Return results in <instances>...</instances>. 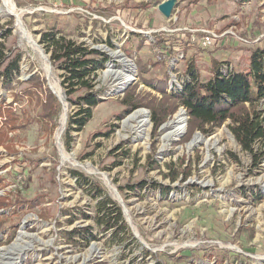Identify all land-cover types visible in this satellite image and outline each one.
Wrapping results in <instances>:
<instances>
[{
	"label": "rangeland",
	"instance_id": "1",
	"mask_svg": "<svg viewBox=\"0 0 264 264\" xmlns=\"http://www.w3.org/2000/svg\"><path fill=\"white\" fill-rule=\"evenodd\" d=\"M163 1L11 0L18 18L0 0V41L8 59L21 53V71L11 86L0 80V106L14 102L33 75L45 78L51 90L60 87L65 101L58 97L52 133L42 128L40 107L31 98L20 96L14 104L29 117L12 133L17 151L0 146V194L13 203L26 200L0 209V264H264V147L255 144L256 156L244 150L230 121L211 134L196 130L186 140L189 116L183 107L154 136L149 108L129 110L122 101L136 82L139 91L161 96L139 79L140 63L148 65L145 77L167 78L174 92L190 80L192 64L201 81L213 76L214 59L223 74L247 71L253 49L264 48V0H176L170 17L159 9ZM196 28L220 37L204 47L203 34L189 30ZM48 30L108 57L92 82L98 104L81 130H70L69 147V119L79 101L67 98L63 70L41 42ZM159 38L169 39L174 52L157 63L152 44ZM112 73L134 79L118 84ZM63 103L68 118L59 142ZM258 110L264 117V98ZM179 112L185 121L176 133ZM141 120L147 122L142 127ZM97 185L121 207L127 230L114 234L104 228L98 203L105 195H98ZM43 210L46 219L39 216ZM83 226L91 227L90 242L73 243L79 237L68 232Z\"/></svg>",
	"mask_w": 264,
	"mask_h": 264
},
{
	"label": "trees",
	"instance_id": "2",
	"mask_svg": "<svg viewBox=\"0 0 264 264\" xmlns=\"http://www.w3.org/2000/svg\"><path fill=\"white\" fill-rule=\"evenodd\" d=\"M10 33L9 28L3 34L7 37ZM179 40L182 44L186 41ZM191 40L190 38L186 42L189 43ZM41 42L50 54L51 61L63 70L62 84L65 86L67 98L71 101L74 99L79 101L78 109L69 119L70 125L67 130L69 139L66 142L69 147L70 130H81L87 120L92 117V108L98 104L92 82L98 76L99 69L103 67L108 57L106 53L90 48L85 43L77 42L55 30L43 31ZM5 48L4 41H0V80L2 79L4 86H11L12 81L21 71V53H16L11 59H8ZM152 48L159 52L157 63L165 58H170L174 52V47L169 39H155ZM193 68L195 66L190 65L192 70L190 80L183 82L182 90L174 92L168 90L169 81L167 78L155 82L153 79L145 77L144 72L149 70L148 65L140 63L138 65L139 79L156 88L161 96L139 91L138 82H136L128 85L122 101L129 110L141 106L149 108L154 136L157 135L159 127L173 117L180 107H183L189 116L186 140L196 130L204 134H211L216 128L222 127L230 121L228 127L237 142L244 150L256 156L255 144L259 142L260 148L264 147V117L258 110L259 101L264 98V48L253 49L247 71L225 75L221 72L220 61L214 59L213 76L208 81H201ZM29 83L19 94L15 95L14 102L0 106V146H3L8 153L17 151L12 133L23 128L29 117L27 112L19 113L14 107L20 96L27 97L28 101L31 98V102L34 101L35 105L40 107V112L36 117L41 120L43 129L52 133L58 123L61 103L58 96L46 84L45 78L33 75L30 77ZM76 93L78 95L74 96ZM178 174L177 172V175L172 179H176ZM183 175L187 177L188 173L183 171ZM3 183L4 179L0 176V189L3 187ZM97 190L98 195H105V198L98 203L99 216L104 228L114 230V234L127 230L121 207L104 192L102 187L98 186ZM25 200L20 199L13 203L8 196L0 194V209L12 205L20 206ZM27 202L33 206L34 199H29ZM39 216L46 219L47 213L43 210ZM68 233L71 236L77 234L79 240L72 238L71 240L73 243L82 245L88 244L93 236L90 226L74 227Z\"/></svg>",
	"mask_w": 264,
	"mask_h": 264
},
{
	"label": "bare ground",
	"instance_id": "3",
	"mask_svg": "<svg viewBox=\"0 0 264 264\" xmlns=\"http://www.w3.org/2000/svg\"><path fill=\"white\" fill-rule=\"evenodd\" d=\"M4 2V5L5 7L7 8L8 12L11 13V14H16V12L14 11V8L11 4V0H3ZM17 17L19 18L20 17V14H16ZM29 38V36H28ZM35 43V42H34ZM126 61V60H125ZM123 63V62H122ZM127 68H129V64L128 63H125L124 64ZM113 74V73H112ZM112 78L114 79V81H118V84H124V83H127L129 80H132L134 79L133 75L130 74L128 75L127 77H121L120 74L118 73L116 75L113 74L112 75ZM53 89L55 90V92L57 93V95L61 98H63V101H64V94H63V91L60 87L58 86H55L53 85ZM65 102V101H64ZM140 114H142L143 112L145 113V111H138ZM67 118H68V108H67V105L66 103H64V107H63V112H62V115H61V118H60V124H59V127L57 129V132H56V138L57 140H61V136H62V133L64 131V128H65V125H66V122H67ZM175 123L177 124V129H176V133H179V131L183 130V123L185 121V114L183 112H179L176 117H175ZM132 119V118H131ZM142 124L140 125L141 127L143 125H145L147 122L144 120H141ZM175 133V132H174ZM64 152V151H63ZM76 164V163H75ZM77 166H81L79 164H76ZM87 167V166H86ZM89 167V166H88ZM87 167V168H88ZM89 172H93L91 171L90 169L88 170ZM96 172V171H95ZM97 173V172H96ZM105 183L106 185L112 190V191H115V187L111 184L110 181H108L106 178H105ZM113 195L118 199V201L120 202V204L124 207L125 209V212H127V205L126 203L124 202V200L121 198V196L119 194H117L116 192L113 193Z\"/></svg>",
	"mask_w": 264,
	"mask_h": 264
},
{
	"label": "built area",
	"instance_id": "4",
	"mask_svg": "<svg viewBox=\"0 0 264 264\" xmlns=\"http://www.w3.org/2000/svg\"><path fill=\"white\" fill-rule=\"evenodd\" d=\"M189 30L194 31V32L200 31L203 34L201 42H202L204 47L211 45L215 39H218L220 37V35H218L214 30H209V29H204V28H201V29L196 28V29H189ZM228 32L236 34L235 31H233V30L228 31ZM239 38L242 40H246L244 37H241V36ZM193 40H195L194 36H193ZM225 75H228V74H225ZM174 90L176 91L179 89H177V87H176V88H174Z\"/></svg>",
	"mask_w": 264,
	"mask_h": 264
},
{
	"label": "water",
	"instance_id": "5",
	"mask_svg": "<svg viewBox=\"0 0 264 264\" xmlns=\"http://www.w3.org/2000/svg\"><path fill=\"white\" fill-rule=\"evenodd\" d=\"M176 5V0H165L159 5V9L167 16L170 17L173 9ZM47 58V57H46ZM53 92L57 95L55 90L52 87ZM58 96V95H57ZM59 97V96H58ZM60 98V97H59ZM60 100L63 102V99L60 98ZM64 104V103H63Z\"/></svg>",
	"mask_w": 264,
	"mask_h": 264
}]
</instances>
